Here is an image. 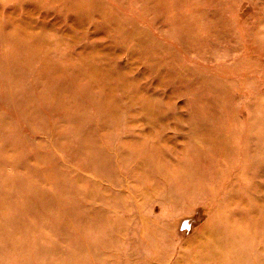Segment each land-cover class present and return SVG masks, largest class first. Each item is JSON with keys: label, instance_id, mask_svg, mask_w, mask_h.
Segmentation results:
<instances>
[{"label": "rangeland", "instance_id": "374dc122", "mask_svg": "<svg viewBox=\"0 0 264 264\" xmlns=\"http://www.w3.org/2000/svg\"><path fill=\"white\" fill-rule=\"evenodd\" d=\"M255 263L264 0H0V264Z\"/></svg>", "mask_w": 264, "mask_h": 264}, {"label": "bare ground", "instance_id": "6f19581e", "mask_svg": "<svg viewBox=\"0 0 264 264\" xmlns=\"http://www.w3.org/2000/svg\"><path fill=\"white\" fill-rule=\"evenodd\" d=\"M3 24H7V23H3ZM16 31H13L14 32V34H15V36L17 35L18 36V34H17V30H19V31H21L22 32V30H20V29H15ZM26 35V40L24 41L25 42V45H24V49H25V51H26V55L29 57V58H34V57H37V55H39V56H41V58L42 59H45L46 58V54H47V50H45V51H41L40 52V50H41V48H38V47H36L35 46V44L37 45V43H38V39H36V38H38V37H36V36H33V35H29V34H25ZM36 37V38H35ZM36 40V41H35ZM36 42V43H35ZM35 43V44H34ZM109 102H111V101H109ZM153 104L150 102V103H148L146 106H144V109L145 110H147L148 112L151 110V106H152ZM151 116H153V115H151V114H148V118H150V119H152V117ZM160 136V133H159V135L158 136H156V137H159ZM155 137V138H156ZM157 141H158V139H157ZM148 143L149 142H144V145L142 146V149L145 151V152H149V153H151V154H155L156 156H161V154L159 153V152H157V151H152V150H145L146 149V145H148ZM142 150V151H143ZM158 170L159 171H162V170H164V168H162L161 166H160V168H158ZM153 221V220H152ZM182 221V220H181ZM228 239L230 240V237H227V238H224V237H221L220 236V234L219 235H216V236H212V241L210 242V243H208V245H205V247H206V249L208 250V249H210V248H214L215 246H220V245H222V247H223V250L226 252V251H229V250H231V246H230V248L228 247ZM245 242V241H244ZM204 246V245H203ZM245 247V246H244ZM252 250L254 251L255 250V252H257V251H259V250H257L256 251V249L254 248V246L252 247ZM209 251V250H208ZM231 252V251H230ZM245 255V254H244ZM259 256V255H258ZM255 264H257V263H255Z\"/></svg>", "mask_w": 264, "mask_h": 264}]
</instances>
